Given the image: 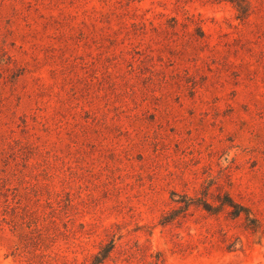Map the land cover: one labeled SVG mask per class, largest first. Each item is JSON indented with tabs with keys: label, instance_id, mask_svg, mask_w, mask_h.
I'll return each mask as SVG.
<instances>
[{
	"label": "rangeland",
	"instance_id": "374dc122",
	"mask_svg": "<svg viewBox=\"0 0 264 264\" xmlns=\"http://www.w3.org/2000/svg\"><path fill=\"white\" fill-rule=\"evenodd\" d=\"M109 247L264 264V0H0V264Z\"/></svg>",
	"mask_w": 264,
	"mask_h": 264
},
{
	"label": "trees",
	"instance_id": "16d2710c",
	"mask_svg": "<svg viewBox=\"0 0 264 264\" xmlns=\"http://www.w3.org/2000/svg\"><path fill=\"white\" fill-rule=\"evenodd\" d=\"M231 201H227V203L223 202V204H228L234 207V210L232 212L233 216H239L241 214V210H246L243 209L244 207H242V205H239L238 203H230L233 202L232 199H230ZM245 213L247 214V211H245ZM111 250V247L103 249V251L99 252V254H96L94 256V260L90 263V264H100L102 263L108 256H109V252Z\"/></svg>",
	"mask_w": 264,
	"mask_h": 264
}]
</instances>
